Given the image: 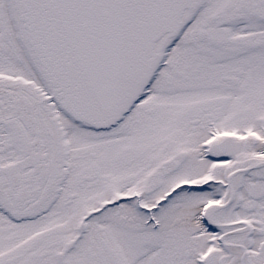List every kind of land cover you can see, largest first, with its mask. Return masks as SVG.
<instances>
[{"label": "snow or ice", "instance_id": "1", "mask_svg": "<svg viewBox=\"0 0 264 264\" xmlns=\"http://www.w3.org/2000/svg\"><path fill=\"white\" fill-rule=\"evenodd\" d=\"M0 264H264V0H0Z\"/></svg>", "mask_w": 264, "mask_h": 264}]
</instances>
